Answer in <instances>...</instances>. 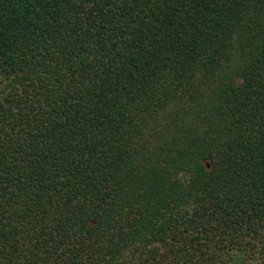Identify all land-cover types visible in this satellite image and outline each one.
Listing matches in <instances>:
<instances>
[{"label":"trees","instance_id":"16d2710c","mask_svg":"<svg viewBox=\"0 0 264 264\" xmlns=\"http://www.w3.org/2000/svg\"><path fill=\"white\" fill-rule=\"evenodd\" d=\"M0 264H264V0H0Z\"/></svg>","mask_w":264,"mask_h":264}]
</instances>
